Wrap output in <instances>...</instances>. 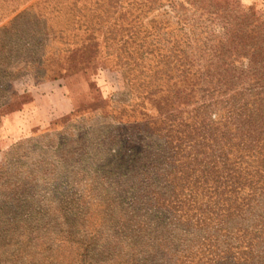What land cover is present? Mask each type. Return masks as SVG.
<instances>
[{
    "label": "rangeland",
    "instance_id": "1",
    "mask_svg": "<svg viewBox=\"0 0 264 264\" xmlns=\"http://www.w3.org/2000/svg\"><path fill=\"white\" fill-rule=\"evenodd\" d=\"M249 9L264 17V0H0V229L30 212L42 238L48 227L37 220L57 222L48 249L41 239L20 248L1 241V264H79L82 247L67 241L69 230L99 232L87 255L97 264H228L229 248L236 264H264L257 218L203 219L193 210L187 220L157 201L168 185L164 144L144 121L197 79L198 66L214 68L211 48L226 21ZM139 145L151 164L120 168ZM16 179L17 188L8 184ZM180 187V196L189 192ZM163 236L175 255L154 248Z\"/></svg>",
    "mask_w": 264,
    "mask_h": 264
},
{
    "label": "trees",
    "instance_id": "2",
    "mask_svg": "<svg viewBox=\"0 0 264 264\" xmlns=\"http://www.w3.org/2000/svg\"><path fill=\"white\" fill-rule=\"evenodd\" d=\"M223 11L228 15L226 9ZM252 11L243 10V14L226 21L223 37L211 48V54L217 58V62L212 63L214 68L198 66L197 79L193 82L189 81L188 86L174 88L170 103L165 109L159 110L156 117L144 121H152L151 127L154 133L164 144L165 158L161 164L167 165L168 172H163L161 175L166 173L168 185L165 188L163 186L165 191H159L160 194L156 198L161 205L176 209V213H179L180 217H186L187 220H191L190 213L193 210L203 216V219L223 216L227 217L228 221L247 214L258 219V223L255 222L252 226L262 236L264 233V17ZM236 62H240V65H236ZM136 127L143 132L141 127L138 125ZM145 152L141 145L137 148L131 147L129 154L120 157L119 167L127 168L131 172L135 168L141 172L143 161L147 163L150 158ZM158 160L160 161L161 158ZM180 179L187 181L180 182ZM10 183L17 188V184L22 182L16 179L9 181L8 184ZM24 184L27 187L29 185L28 182ZM185 184L190 187L189 192L180 196L178 186L180 185V191L184 192L182 186ZM22 192L26 193L27 189H23ZM3 194L1 192L0 197ZM203 194L208 196L206 205L200 203ZM17 199L18 197L16 201ZM29 213L27 218L18 216L12 219L11 227L8 229H0V242L3 241L5 247H9L11 239L17 241L18 244L15 246L18 245L19 248L23 241L31 244L41 239L40 248L48 249L47 240L50 239L51 224L53 222L57 224L56 219L53 217L51 223V218L37 220L38 223L45 224L42 229L48 227L41 238L36 236L39 234H36L37 225H32L36 223L34 217L37 214ZM64 221L71 225L72 229L75 221L68 215L65 216ZM159 231L161 234L164 233L163 230H158L157 233ZM97 234L99 232L89 238L73 230L66 232L67 241H76L82 247L77 263H98L87 258L92 247L98 243L95 237ZM236 234L238 236V229ZM247 235L242 232L238 237L242 239ZM165 238L167 237L163 236L153 240V242L158 241L154 244V248L159 247L164 257L167 254L175 255L174 252L171 253L172 248L166 245ZM239 238L237 240L241 241ZM211 242L214 246L213 242H218V239L212 237ZM33 247L36 245L34 244ZM13 251L15 250L8 249L7 253L14 254ZM217 251L216 248L215 255H218ZM5 252L1 251V256H4ZM150 253L156 255L154 261L159 259L157 250H151ZM234 253L231 248L226 251L224 259L228 264H233L232 261L236 264ZM34 256L38 257L37 254ZM134 264L153 263L149 259L136 257Z\"/></svg>",
    "mask_w": 264,
    "mask_h": 264
}]
</instances>
